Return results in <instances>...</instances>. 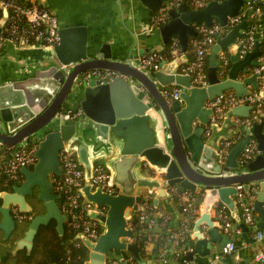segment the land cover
I'll return each mask as SVG.
<instances>
[{
	"label": "water",
	"instance_id": "water-1",
	"mask_svg": "<svg viewBox=\"0 0 264 264\" xmlns=\"http://www.w3.org/2000/svg\"><path fill=\"white\" fill-rule=\"evenodd\" d=\"M137 1L150 16L168 0ZM117 3L122 4L121 0ZM242 3L243 0H213L204 8L189 9L183 2L170 11L171 19L164 25L153 27L151 20L141 23L136 36L130 40L125 58L117 57V49L121 50L119 41L104 40L101 35L90 33L86 25L59 24V44L47 48L38 46L46 53V61L40 67L24 64L21 71L26 73L21 79L5 74L0 68V147L11 149V157L22 143L42 137L35 152L37 163L33 168L21 169L23 183L15 186L12 193L0 192V231L4 232V238H9L16 228L12 207L24 213L33 212L29 197L35 195V189L46 212L31 219L24 238L17 242V250L27 247L31 252L41 226L52 220L56 221L59 234L64 235L67 216L59 206L60 195L55 193L50 178L61 175L62 149L74 153L83 167L85 186L81 192L95 207L88 215L103 227L98 241H92L83 233L75 238L90 251L85 264H108L111 251L124 264L125 251L132 253L139 264H154L153 259L143 258L139 249L126 240L134 236L129 220L144 210V193L153 196L155 206L163 200L176 219L177 212L171 206L174 198L169 191L170 185H178L183 192H205L202 205L205 213L196 223V229L206 221L210 224V237L204 238L201 232L198 233L195 250L187 255L190 260L194 259L195 253L203 258L211 256L216 244L222 249L230 242L229 235L214 227L210 211L218 200L233 208L232 195L236 194L238 184H242L245 192L256 185L258 191L253 206L260 216L257 228L264 229V119L242 131L233 129L232 117L247 116L250 110L249 106H237L227 111L221 124L211 126L209 136L205 134L213 112L208 106L209 100L227 90L243 96L248 93L247 85L257 88L256 74L242 80L238 75L256 64V58L262 53V42H257L242 58L238 52L231 55L228 76L219 77L218 56L241 35L240 30L248 22L242 20L210 50L209 86H195L190 74L179 71L188 62L186 53L190 38L199 36L196 26L211 25L214 17L226 25L229 16L236 15ZM7 16L5 11L0 19V41ZM176 37L183 51L178 58L164 61L153 73H147L135 64L138 56L151 52L149 47L137 52L138 42L149 40L150 47L164 44L165 49ZM22 40L25 43L24 37ZM94 69L125 73L130 79L76 85L80 75ZM169 85L181 87L178 99L171 100L162 93ZM73 102L82 108L83 115L59 125L56 119L59 112ZM78 106L74 105V108ZM236 135L239 138L229 151H223L224 141ZM250 142L256 144V153L241 162L239 157ZM98 161L105 162L110 171L109 183L117 188V193L93 188L94 168ZM238 226L246 243L256 241L255 237L247 236L246 225L239 223ZM215 264L238 262L231 256H224ZM242 264L249 263L243 259Z\"/></svg>",
	"mask_w": 264,
	"mask_h": 264
},
{
	"label": "built area",
	"instance_id": "built-area-1",
	"mask_svg": "<svg viewBox=\"0 0 264 264\" xmlns=\"http://www.w3.org/2000/svg\"><path fill=\"white\" fill-rule=\"evenodd\" d=\"M30 5H21L13 1H3L0 7L3 8V16L5 11L12 8L17 15L24 17L31 25V35L25 37L28 43L33 46L55 47L60 42L59 35V21L54 12L48 9L44 3L36 0H31ZM194 9H201L206 7L213 0H191ZM220 2L224 0H219ZM184 0H168L162 7L154 12L151 18V25L153 27H160L167 23L170 19V11L178 7ZM185 3V2H184ZM257 3H262L264 0H243L242 6L238 13L234 16H229L227 24L222 25L219 21H215L211 25L202 23L196 26L199 36L192 37L191 47L194 51V57L182 67V72L190 74L192 83L195 86L207 87L209 86L208 69L206 58L209 57V52L220 38L226 36L231 29L235 27L240 21L248 20L246 27L240 30L241 35L236 38L235 42L230 44L227 50L222 51L218 56V65L220 64V75L224 76V72L230 70V58L227 53H239L242 58L247 52L251 51L257 42H262L261 55L256 58L254 66L247 67L238 79L242 80L252 74L257 75V88L254 89L251 85H247L248 93L243 96H238L233 90L224 91L223 94L216 96L214 99L208 101V106L212 108L213 112L209 123L206 125L205 134H211V126L213 124H221L225 118L227 111L237 106H249V115L246 117H238L233 122L234 125L241 131L244 127H250L252 123L259 122L261 118L264 119V7L258 6ZM251 11V13L246 11ZM9 17V12L8 16ZM1 19V16H0ZM259 19V23L254 22ZM252 20V21H251ZM5 30V28H4ZM9 37L4 36L0 41V50L8 41H16L13 35L17 32V26L10 29L7 28ZM24 36V35H23ZM21 38V37H20ZM19 38V39H20ZM17 39V40H19ZM172 59L180 55L181 47L179 39L172 38L171 42ZM174 52V53H173ZM167 58L161 51H152L145 55H140L135 59V64L147 73H153L159 70L162 63ZM221 78H226L228 76ZM116 78H123L129 80L130 76L125 73H120L112 70L94 69L84 72L76 80L77 86H88L92 81H98L102 84L114 81ZM181 89L165 87L162 93L169 99L174 100L179 98ZM83 115L81 107L74 108L73 105L64 107L57 116V121L61 125L66 120H77ZM239 138V137H238ZM42 137L32 138L28 142L20 145L16 153L12 154L6 160H0V170L6 173L11 178H16L21 173L22 168H29L35 165L38 161L35 152L37 150L38 142ZM233 145L232 140H226L223 143V151L226 153ZM256 144L250 142L247 144L241 153L239 160L241 162L249 160L254 153H256ZM60 162L62 172L59 178L53 177L54 191L60 195L62 202L60 208L67 216L69 224L80 230L79 233L85 234L92 241H98L103 227L96 221L89 217V212L95 207L91 202L83 197L81 189L85 186L84 169L80 165L77 156L62 149L60 152ZM110 171L105 162L98 161L94 168V177L92 179L93 188H100L109 194L117 193V188L110 185ZM236 187V202L241 209L242 223L246 226H254L255 210L252 199L255 197L256 188L251 187L249 192H245L242 184ZM169 191L174 196V199L180 209V214L184 217L177 226H173V217L166 212V210L153 203V196L144 193L142 197V204L144 210L138 212L132 219L129 220V225L134 229V236L127 238L129 242H134L136 239L144 241V243H158L157 256L153 258L155 264H174L176 261H181L182 264H199L197 261L190 260L187 255L193 252V245L189 244L192 233V219L197 216L199 210L200 195L191 190L181 191L178 185H170ZM249 193V194H248ZM264 206V205H263ZM105 209L102 208V211ZM28 215L20 214L19 218H26ZM32 219L31 216H29ZM137 218L136 223H133ZM217 219L223 228L224 233L230 235V242L227 243L219 252L208 256L205 264H215L224 256H230L236 250V240L234 236L239 237L241 233L240 227H236L230 219V215L225 207L217 210ZM161 228L162 231H157ZM78 233V234H79ZM261 232H258L255 239H261ZM81 241V240H79ZM82 242V241H81ZM125 264H139L135 256L126 251ZM254 264H264V255L262 253L256 255L253 259ZM239 264V260L237 261ZM108 264H124L117 257L109 258Z\"/></svg>",
	"mask_w": 264,
	"mask_h": 264
},
{
	"label": "crops",
	"instance_id": "crops-1",
	"mask_svg": "<svg viewBox=\"0 0 264 264\" xmlns=\"http://www.w3.org/2000/svg\"><path fill=\"white\" fill-rule=\"evenodd\" d=\"M36 1L44 3V5L48 9L54 11L57 14L60 25L63 26L86 25L89 27L90 33H97L101 35L102 39L104 40L110 41L111 43H113L114 41H119L118 45H120L121 48V50L117 49L118 52L117 57L119 58L127 57L128 55L127 48L129 46L130 40L132 39V36L133 35L136 36L135 33L137 31V28L141 25V23H146L149 20H151L154 14L152 13L150 16L148 15V13L146 14V11H144V9L139 5L137 0H121L122 3L121 6L118 5L117 0H36ZM214 20L218 21L216 17H214ZM23 37L25 38V36H22L19 40L12 41L13 44L9 45V42L5 43L3 48L0 50V68L3 69V72L5 74H8L12 77H16L18 79H21L22 77L25 76L26 72L23 73L21 71V68H23L24 64H36L37 67H40V64L46 61V53L38 46H33L30 43H28L26 38L24 43L22 40ZM191 43H192V37L190 38L189 48L186 53L188 62L194 57V51L191 48ZM121 45L123 46V48L121 47ZM164 46L165 45L162 44L152 48L150 47V41L145 40L142 42H138V44L136 45V50L137 52H140L142 50L144 51V49H147L149 47L151 52L155 50L160 51L163 49ZM145 54L148 53L145 52L144 55ZM182 54L183 51L181 49L179 56H181ZM173 59H175V57ZM167 61L169 62L171 60H167ZM183 65L179 69L180 72H182ZM230 67H231V61H230ZM241 74L242 72L239 73V76H241ZM168 87H171L173 89L174 88L181 89V87L177 85H169ZM72 105L78 106L76 102H73ZM67 106L70 105H66L65 107ZM238 117H246V116H233L232 120L234 121ZM235 128L237 127L234 125L233 129ZM238 137L239 135H236L234 136L233 139L230 140L234 142L236 139H238ZM0 150L3 151L2 153L9 151L8 157L11 154V149L7 147H0ZM252 187L256 188V185H253ZM199 195H200V200L198 203L199 210L196 218H194L195 220L193 219L191 223L192 233L189 241V244L193 245L194 250L196 243L199 240L197 236L198 233L201 232L204 238L210 237V233H209L210 224L207 223L206 221L201 222L199 224V228L196 229V223L201 219L202 215L205 213L204 210L202 209V205L205 198V192H202ZM254 196L256 197V194ZM232 200L234 202L233 208L228 207L224 202L218 200L215 202V204L213 205L210 211L211 220L213 221L214 227L219 232L224 233L223 228L219 224V221L217 219V209L219 205L220 206L222 205L227 209V212L230 215V219L234 225H238L239 223H242L241 209L236 202L235 194L232 195ZM254 200L255 198L252 199V203L254 202ZM160 206L163 207L166 210V212H168L172 216L171 212L168 211L167 208L165 207L163 200L160 201ZM171 206L172 209H175V211L177 212V218L176 219L173 218V226H177L184 216L180 214V209L175 199H173V201L171 202ZM259 219L260 216L256 212L255 213L256 224L254 226L248 227L247 236L255 237L258 232H261L262 235L261 239H256L254 243H246L243 240L241 233L239 237L234 236L235 239L237 240L236 250L232 254H230V256L234 261H238L242 257L243 252L246 248H249L253 253H255V255H258L260 253L264 255V229L257 228ZM156 230L162 231L161 228H157ZM1 236L3 237V235ZM145 248L147 254L149 255L155 254L153 258L157 256L156 254L159 248L158 243L154 242L151 244H147ZM220 250L221 248L219 247V244H216L213 253L219 252ZM17 251H18L17 248H15L14 253H16ZM194 260L197 261L199 264H205L208 260V256L203 258L198 253H195ZM247 261L249 264H254L253 258L248 259ZM174 264H182V262L176 261L174 262Z\"/></svg>",
	"mask_w": 264,
	"mask_h": 264
},
{
	"label": "trees",
	"instance_id": "trees-1",
	"mask_svg": "<svg viewBox=\"0 0 264 264\" xmlns=\"http://www.w3.org/2000/svg\"><path fill=\"white\" fill-rule=\"evenodd\" d=\"M3 1H13L21 5H30L33 3L31 0H0V4ZM184 2L186 3L189 9H194V5L191 0H184ZM257 5L264 7L262 3H257ZM8 12H9V17L5 26L4 36L9 37L7 28L10 29L13 26H17V32L13 35V39L16 38L17 40L23 35L25 37H29L31 35L30 23L24 17L17 15V13L12 8H9ZM246 12L249 11L247 10ZM0 16L1 18L3 17L2 7H0ZM262 16H264V14ZM259 22H260L259 19H255L254 22L251 23H259ZM171 45L172 43L167 44L165 49L161 51L169 59H172ZM227 55L230 58L231 56L230 53H227ZM206 64H207V69H209V57L206 58ZM221 70L222 69L219 64L218 72L220 73ZM227 73L228 70L224 72L225 74L224 76H226ZM220 76L224 77L222 75ZM263 111H264V105H263ZM2 152L3 151L0 150V160L2 161L8 159L9 151L5 153ZM33 167L34 165L31 166V168ZM19 175L22 176L21 173ZM54 177L59 178L58 176H54ZM36 195L38 196V192ZM61 202H62V198L58 200L59 205H61ZM36 203L37 204L34 207V212L27 213L28 219L22 221L19 220L20 222H17L16 231L10 238L4 239L2 236H0V264H85L86 261L89 259L90 251L84 245L83 242L75 239L78 233L80 232V230L72 227L69 224V221H66L65 223L64 235L59 234L56 227L57 223L55 220L50 221L48 225H42L38 234L35 237L33 250L31 252L29 251L27 252V250H18L16 253H14V247L16 241L24 237L25 232L28 230L29 223L31 222L29 216L32 215L33 217H36L46 212V209L42 202L38 201L37 199ZM222 207L224 206L219 205L218 209ZM136 221L137 218L134 219L133 223H136ZM255 224L256 223H254V225ZM236 227H238V225H236ZM134 245L139 249L141 255L145 259H151L155 256V254L154 255L147 254L145 248L146 245L144 241L140 239H136ZM125 255L127 256L128 253L125 252ZM255 256H256L255 253H253L249 248H246L243 252L242 257L239 259V264L243 263V259H247V260L251 258L254 259Z\"/></svg>",
	"mask_w": 264,
	"mask_h": 264
},
{
	"label": "flooded vegetation",
	"instance_id": "flooded-vegetation-1",
	"mask_svg": "<svg viewBox=\"0 0 264 264\" xmlns=\"http://www.w3.org/2000/svg\"><path fill=\"white\" fill-rule=\"evenodd\" d=\"M29 168H31V167H29ZM22 174V173H21ZM23 181H24V176L22 175H19L18 177H16V178H11V177H9L6 173H4V172H2L1 170H0V192H8V193H12L13 191H14V187L15 186H17V185H21L22 183H23ZM51 181H52V179H51ZM53 182V181H52ZM37 192H38V190L37 189H35V195L33 196V197H29V202L31 203V205L33 206V207H35V205L37 204L36 203V201H37V199H36V197H37ZM0 203H1V201H0ZM12 215H13V217L15 218V220H16V225H17V222H20V221H22V220H26V219H28L27 217L26 218H22V219H20L19 218V215L20 214H25L24 212H20L19 211V209L17 208V207H12ZM33 212H34V210H33ZM45 213V212H44ZM44 213H42V214H44ZM27 214V213H26ZM32 218H34L32 215H30ZM20 220V221H19ZM17 227V226H16ZM15 231H16V228H15V230L13 231V233L11 234V236L15 233ZM1 235H3V238H4V232L3 231H0V236ZM10 236V237H11ZM25 236V235H24ZM9 237V238H10ZM24 237H22L21 239H23ZM5 239V238H4ZM8 239V238H7ZM21 239H19V240H21ZM19 240H17L16 241V243H15V247H14V250H15V248H17V242L19 241ZM33 248H34V246H33ZM18 250H27V252L29 251L28 249H27V247H24V248H22V249H18ZM33 250V249H32Z\"/></svg>",
	"mask_w": 264,
	"mask_h": 264
},
{
	"label": "rangeland",
	"instance_id": "rangeland-1",
	"mask_svg": "<svg viewBox=\"0 0 264 264\" xmlns=\"http://www.w3.org/2000/svg\"><path fill=\"white\" fill-rule=\"evenodd\" d=\"M50 178L53 180L54 177L51 175ZM108 257H109V258H113V257H116V256H115V254L113 253V251H111V252L108 253Z\"/></svg>",
	"mask_w": 264,
	"mask_h": 264
}]
</instances>
